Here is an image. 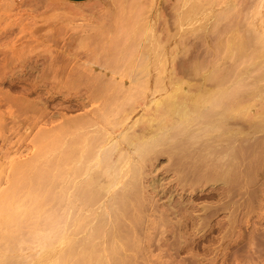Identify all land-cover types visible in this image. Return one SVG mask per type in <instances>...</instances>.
I'll return each mask as SVG.
<instances>
[{"label":"rangeland","instance_id":"rangeland-1","mask_svg":"<svg viewBox=\"0 0 264 264\" xmlns=\"http://www.w3.org/2000/svg\"><path fill=\"white\" fill-rule=\"evenodd\" d=\"M191 2H193V0H0V185H3V187L0 186V206L2 205L0 209L1 215L6 214V216L8 215L11 217L15 214L13 213V211L16 212V209L20 208L19 213L18 210L16 213L21 216L22 218L20 217V219L24 221L29 219L28 216L22 215V212H26V206H29V210L33 206L34 208H36L42 205L43 207H45V210L50 207L48 208L49 211L60 209L57 206L56 208L54 206H50V204L56 205L54 203L57 202H59L58 206L63 204L62 201H64L66 204H69L70 206V204L72 203V199L70 198L69 194H71V191H74V189H76L77 185H75V182L77 181V179L78 182L79 178H82L83 180L85 178L89 179L88 176H90V173L92 174V172L94 171L93 169H96L97 174L95 175V172L92 175H100V179L101 177L103 179V181L102 179H99V182H97V184H94L96 186L95 189L97 190V188H101V186L97 187L98 183L102 184L104 182L103 184H106L105 180L107 182L112 178V176L116 174L114 170L117 166V169H120L119 172H117V174L120 176V183H122L123 185L126 180L125 183L127 186L124 185L123 187L120 183L115 184L112 187L113 190L112 188L109 191H106L104 189L107 195L104 193L105 191L103 189H100L99 192L102 193L98 192V194H96L97 198H99L101 194L103 195L99 198L100 201L98 199L96 200L95 204L99 201V203H101L102 205L97 204L99 206L98 207L94 204L91 207L95 209H97L98 207V209L96 210L98 213H102L103 211V213L99 217L108 219V222H106L107 219L105 221L103 220V218L102 221L100 218V220L102 221L101 224L103 222H105L107 225H110V223L114 224L113 226L110 225L113 229L111 231L107 229H111L109 225L107 226L106 224H102L101 226L103 227V225H105L106 228L104 227L105 230L104 228L100 229V234L103 232V234H106V232L108 231L113 233L109 234L107 232L109 236H115L114 233H120V238H125L126 235H128V237H126L125 239H129V237L133 238L134 240L132 239L131 241L130 239V241H134V243L128 242L130 243L128 245L129 251L127 250L129 254H135L137 252L139 253L140 250L144 249V254H147L144 255L141 251L140 253H142V255H139L140 253H137L138 256L135 255L134 257H132L133 259H135L136 264H140L141 262H145L144 264H153V262L151 261L152 259L154 262L156 260L154 264H264V192L263 194H261L262 192H259V194L252 195L251 191H245L244 188H241L242 186H239L241 185L239 180L241 179V177H238V179L236 178L237 176H234L235 179L231 177V179L229 178L230 182L228 178H224L227 179V182L225 180L226 183L224 182L223 178V180H220L221 178H219L218 180L217 178H214V175H212L213 171L210 170L211 168H207L209 164H207L206 166L204 164L203 167L205 166L210 170L209 173H212L210 174V176H208L209 178H207V180L205 175L209 170L204 172V169L206 170V168H203L202 170L201 167H199L200 165L198 166V164L193 163L195 162V157H197L199 154H196L199 150L196 153H190L192 149L194 151V149L198 146L196 145L197 139L195 136L200 132L204 133L203 130H206L208 127L209 130H211L210 128H212V126L217 122H222L223 124L218 131H220V129L221 131H224L225 129H233L232 127H234L235 129H240V131H243L244 128L246 129V131L251 132L252 128H248L251 127V124L255 122V120L253 119L255 118V107L250 106L256 103L260 104L262 103V101H264V0H202L203 3L201 2V0H197L198 3L200 2V4L207 5V8L208 6H210L208 9L206 8L207 11H204L205 13L210 12L209 14H212V18H209V20L206 21L205 24L207 26L204 24L205 28L202 26V28L200 27L194 32L190 28L187 29L188 26H185V28L182 27L180 21L181 13L187 11V9H190L191 5L189 4H191ZM178 23H180V26L178 25ZM196 24H200V22H196L195 25ZM202 29L204 30L202 31ZM181 30L184 31L182 32ZM198 30L199 33L196 32ZM260 33L263 35L261 36L262 38L259 36L261 35ZM184 34L186 36H184ZM170 35L172 36V38H174L171 41H166L170 37ZM235 36H238L237 38L239 41ZM170 39L171 37L168 40ZM177 39H179L180 41H177ZM175 42L178 43L176 44L179 45V47L175 44ZM239 42L243 43L244 50L243 48L239 49L237 47L239 45ZM230 44L234 45V47H231ZM172 45L174 47H172ZM164 46L166 47V49ZM176 46L179 48V50L176 48ZM154 47L157 48L155 49ZM173 48L176 49L174 53L175 55L173 54ZM145 49L148 51V53ZM169 49H172V52ZM157 51L159 52V55ZM171 53L173 54V56ZM116 55L117 57H115ZM170 55L172 56V61H169L168 64L170 63L169 67H171L170 69H172V77H174V79L176 80H180V82L181 80H183L182 82L185 84L186 91H189L190 93H197V89L199 87L202 88V86L204 85H201L200 83H205L207 81L206 79L212 77L208 79L209 82L207 81L205 83V86L208 88L211 87L212 92L214 91V87L215 90L218 89L216 90L217 95L215 94V96L217 97V100H219L220 98L221 99L218 101V103H215L214 101H217L215 98L213 102L216 104V106H212L213 103L211 102V104L209 103V105L211 106L207 107V104V106L205 105L204 107H200L199 111L197 110L198 113L195 115V121H191L193 125H190L189 128L194 130L192 131V134L194 133L195 136H193L191 134V131H189L186 127L184 128L186 123H179L178 125L171 124L172 128H168L171 129V131L168 130V133H170L171 135L174 134V132H177L179 133V135L175 133L177 137L174 136V134V138H171V136L168 134L171 139H168L169 137L166 135L165 138L162 137L166 141L163 140L164 142L162 143L161 139V142L158 143L157 146H155L154 150L158 149L159 151L161 148V151H159L158 153L160 157L155 161L156 168H154L151 167L154 164L150 165V162L148 160L150 159L148 158V156L151 157L150 160L152 163L153 154H149L153 151L151 150V148H154L153 145L150 144L148 145L149 147L147 146L148 149L151 150L150 153L148 152L149 154L147 155V158L146 156L143 158L141 154L138 155L136 154L137 152L134 151L132 152V154L134 153L135 155L133 154L132 156L131 151L133 148L131 146H133L134 142L136 141L130 143L129 140L127 141V139L121 138L125 139L123 141L118 138L123 136L118 135H120L119 132L123 131L125 128L126 131L129 130L128 132H133L132 130L141 132L140 127L142 128L144 126L143 121L148 117L147 115L151 112L150 110L155 108L154 102L157 97H166V94H163V92L165 91L163 90V87H161V90L159 88L161 85L163 86V83L165 81L164 79H166V77H162L164 81L160 80L161 78L159 77L157 79V73L159 72L160 74L159 69L161 67L164 68L163 66L166 63V58ZM112 56H114L116 59ZM162 57H164V59ZM111 59H113L114 61V64L112 65L109 64V62L112 63ZM146 63L148 64L145 65ZM159 64H162V66H160ZM109 66H111V68ZM146 66L150 72H148V70L144 68ZM112 67H115L114 70L112 69ZM158 67L160 68L158 69ZM110 69H112L113 71ZM119 72L120 74H118ZM95 73L96 75H98L96 76ZM154 76L157 80L163 83L156 81L154 79ZM60 78L62 79V81ZM65 78L68 81H65ZM78 79H80V81ZM102 79H105V81H101ZM77 80L79 83L77 82ZM216 80L218 81V83ZM100 81L102 84L100 83ZM153 82H155L154 84L156 85L159 83L161 84H159V87L158 85H155V87ZM85 85H89L87 86L88 88H86ZM152 85L155 88L158 87V89H153ZM197 85H199V87ZM213 85L216 86L213 87ZM156 91H158L159 93ZM112 98L116 101H114ZM106 99L112 101L109 103L111 105H113L112 103L115 102L114 105L110 106L109 104H107L106 106L108 107H103L105 106V103H107ZM100 106L105 109L99 108ZM98 109H101L102 111L104 110L107 117H104L105 119L99 118V120L102 121L97 120V122H95L97 123L95 124V126L97 127L95 128V126H93L92 131L96 129V131L101 132L102 130L101 134L104 136H107L104 134L106 132L107 134L110 133L108 134L109 136L112 135V137H117V140L115 142L116 145H114V143L112 145L109 143V146L107 143V147L109 146L110 150L113 149V151H110L111 153L113 152L112 154L110 153L112 155V159H110L112 161L116 160L119 163L125 160L122 163V166L124 165V163H127L124 166L127 167V165H130V168H132V166H137V163L138 166L139 164L143 165V168L145 166V169H143L140 165L141 170L139 169V175H141L142 177L139 176V178H137L139 180H136V183L138 181L139 183L135 184L136 186H132V183L130 182L133 180V178L130 177L131 175L129 176V174H121L122 166L120 167L119 164H115V166L112 164V166H114L115 168L110 167L111 169H113L114 174L112 173V175L110 174L112 172L110 168L108 170L106 169V171L108 172L109 170H111L110 173L104 170L106 174L108 173L107 177L106 175L104 176V172H100V167L103 166V164L98 167L99 171L97 170L98 168L96 167V165L93 166L95 168L89 170V172L91 171L90 173H84L85 169L83 168H85V164H83L84 166L81 168L83 170L80 169V171H84L82 173L80 172V174L83 175H81L82 177L77 176L78 174L74 173L72 170V173H70L71 171L68 170L67 175L70 173L74 176L72 177L68 175V177L70 176L74 178H71L72 184H74L72 185L68 181V184H70L72 188L68 185V188L70 190L66 188V190L69 191L62 192L65 189L63 184L64 182H67V180L64 179L66 177L62 176L63 174L64 176H67L65 171H67L66 168H69L64 166L65 171L62 170L63 174L60 173L62 176L58 175L59 177L57 178V181L53 186L54 190L50 188V192L51 194H53L54 192L52 191H55L56 189V193L57 188H59L58 186H63L64 189H62V187L59 188L58 192H61V195L54 193L52 196L49 193V195L52 196L50 197L48 195L50 199L42 194L44 193V191H41L42 188L36 191V194L39 193L41 196L39 194H35V191L33 190L37 189L38 187L36 186V183L34 181H26L25 178H23L21 179V182L19 181V183L17 182V184L13 182L15 164L20 163L23 160L25 161V163H33L27 160H31L30 158H32V155H36V153L38 154L36 156L39 157V154H41L40 148H42V146H40L41 143L47 144V150L45 149L44 152H48L45 154L42 153L44 155H42V157L40 158H42L41 160H43L44 163H52L51 165L48 164L49 167L52 166L50 167L51 175L59 170L58 168L62 166V163L63 165L64 163L66 164L61 155L65 153V150L67 151V149H69V145H67V142L69 140L72 144L77 143L73 145V148H75L74 146L76 145V148H78L77 155L81 153L78 158L80 159V157L82 158L83 156H85L86 150H84L85 153H83V151L79 149L81 148L79 147V144L82 141L83 143L85 142V144L88 145H85L86 148L88 147V149L90 150V148L93 147L95 140L93 139L92 141V138L90 139L89 136L95 134V131L92 132L88 130L90 131L88 132L87 128H85L86 125H84V123L89 119H91L90 121L94 120L92 119V117L95 118L96 115L98 116V113H101V111L96 112L98 111ZM109 110L112 111L109 112ZM218 111L219 115L216 113ZM152 113L153 111L151 112V114ZM85 114L89 116H85ZM73 118H75L76 120H74ZM107 119L108 121H106ZM70 121H72L71 123L78 122L76 123V125L82 123L81 125L84 126L80 127V125L75 128V125H70ZM168 123L170 126L171 122ZM65 125L67 128H63ZM129 126H131L132 129H127ZM71 127H73L74 129ZM133 127L135 128L133 129ZM198 127H203V130ZM63 129H69V132L66 131L69 134L65 133ZM173 129L174 131H172ZM72 130H74L75 132ZM79 131L82 134L79 133ZM84 133L85 135H83ZM79 134L81 136H79ZM186 134H189V136ZM86 135H88L87 137H89L90 139L88 140L87 138V142L85 140ZM203 136H206V134H204ZM74 137L76 139H74ZM81 137H83V140H81ZM186 137L189 138V140L186 139ZM166 138L168 139V141ZM175 139L177 141H175ZM171 140L172 142L170 143ZM194 140L196 143H193L192 145L191 142ZM90 141H92V144L88 143ZM126 142H129L130 144H127ZM167 144H171L173 146L169 147V145L167 146ZM177 145L180 147V149L177 147ZM81 146L83 148V145ZM129 147L131 149H129ZM186 147L188 148V151L186 150ZM169 148L172 151H170ZM120 149L125 150L127 155L129 154V156H127V158L125 157L123 161V156L121 155V153V161L118 160V153ZM148 149L146 150L148 151ZM94 150L95 152L96 150L99 152L101 149L98 150L97 148H95L92 151ZM164 150L166 151V153ZM181 150L183 152L185 150L184 153L180 152L181 154L183 153V155L185 154L184 156H194V161L191 162L190 158H185L183 157V155L181 156V154H178V151ZM115 151L117 152L118 156L115 154ZM205 151L206 150H204L203 152L205 153ZM160 152H162L163 154ZM186 152L188 153L186 154ZM88 153L89 152H87V154ZM143 153L147 154V152L144 151L142 152V154ZM152 153H154V155L157 154L154 151ZM171 154L172 156H169ZM113 155L116 156H114L113 158ZM140 156L142 157V159ZM180 156L186 159L185 161L183 160L185 162V165L183 164V161H181L182 167L181 165L179 167H176L179 160L183 159L181 158L177 160V158H179ZM36 158L32 160L34 161L36 160ZM60 158H62V160H59ZM84 158H86L84 160L85 162L89 157H83V159ZM44 159L46 161H44ZM187 159H189L190 161ZM47 160H51V162H48ZM116 161H114V163ZM14 162L16 163L14 164ZM186 162H189V164H187L189 166L186 165ZM74 163L72 162L73 165ZM79 164L80 163H78V165ZM68 165L72 166L70 164ZM147 167L150 169H148ZM166 167H168V169ZM180 167L182 170L180 169L178 172L177 169ZM102 168L104 169L105 166ZM103 169H101V171H103ZM143 170H147L148 174H146L147 172L145 171L142 172ZM201 170L206 174L204 175ZM87 173L89 175H87ZM142 173L147 176L143 175ZM10 174L12 175L9 176ZM56 174L58 173L56 172ZM153 174L155 175V177ZM116 176L117 175H115V179ZM143 176L144 178L147 177L148 179H144ZM153 177L157 178L159 183L155 181V185L152 186V183H154L152 182ZM113 179L114 178H112V180ZM149 179L151 181H149ZM200 179H202V181ZM251 179L253 180L254 178L251 177ZM5 180H8V183L6 182L7 184L4 182ZM83 180L80 179V185H83L82 183L85 182ZM187 182L189 183V185ZM12 183H14L15 185ZM228 183H231V187H234V189L230 188V185H228ZM7 185L8 190L6 189ZM145 185L148 187H145ZM226 186L229 188V190L232 189L233 193L235 194L232 195V191L226 190L228 189ZM10 187L11 189H9ZM30 187H32L33 189ZM162 187H164V189ZM19 188L21 190H19L18 192ZM219 188L221 189L219 190ZM120 190L123 191L120 192ZM125 190L127 191L126 194ZM223 190L231 192L229 193L230 197L229 194L226 191L224 192ZM110 191H113L114 193H110ZM28 192L31 194H29ZM32 192L34 194H32ZM118 192H120L122 196H120ZM239 192H241V194ZM18 193H20L21 195ZM63 193L65 194L62 197ZM128 193L130 194L128 195ZM7 194L11 196V198H9ZM25 194H27L28 196L30 195L29 199L25 198L27 196ZM112 194H114V196H112ZM124 194L128 196V199H124L127 202H124L123 200L122 205L120 202L122 201ZM15 195H19L18 199L21 198L20 200H23L24 202H26V200H34L33 198H31V195L42 198L39 199L40 202H37V197L32 196L36 199V202L33 203L34 201H32L30 205L27 204L29 202H27L26 205L24 203V206L26 208L23 206V208H25V210L23 211V208L20 205L22 201L15 198ZM104 195L106 197L102 198ZM58 196H60L59 200ZM126 196L124 198H127ZM4 197H6V199H3ZM53 197L55 199H53ZM61 197L63 200H61ZM108 197H111L109 201ZM220 197L222 198V200ZM7 198L9 200V203H6ZM101 198L104 200L103 203ZM230 198H232L233 200ZM16 199L20 201V204L15 201ZM53 200L56 201L54 202ZM65 200H67L68 202ZM118 200L121 201L117 203ZM130 200L133 201L131 202ZM13 201L14 203L16 202V206H19L18 208L13 205ZM44 201L46 202V205L43 204ZM60 201L62 204L60 203ZM242 202L245 204V206L244 204L242 205ZM10 203H12L11 205L13 206H10ZM119 203L121 206H119ZM239 203L241 204V206L239 205ZM78 204L79 203H77L76 207H74L73 209L75 213H77L76 210H79V208L80 210H83L82 207H79L82 206V204ZM220 204H222L223 208ZM231 204L232 206L230 207L229 205ZM6 205L13 207V210H9L10 207H7ZM237 205L238 208L241 207L239 208L240 210L237 209ZM64 206L66 207L68 205L64 204ZM124 206L126 207L124 208ZM225 206L227 209L225 208V210H220V208L224 209ZM3 207L7 213L4 211ZM6 207L8 209H6ZM51 207H54L55 209H52ZM62 207L63 205L61 206V208ZM86 208L87 211L89 210L88 212L81 211L84 218L87 216L86 212L88 213V215H90V212H94L95 210L93 208L92 210L88 209V207ZM86 208L84 210H86ZM65 209L67 208L58 210V214H61L62 212L64 213ZM228 209L229 211L230 209H237L235 211L236 215L234 212V214L231 213V215L230 212L232 211L229 212ZM2 210L4 213L1 212ZM126 211L128 213H126ZM67 212H72L73 215L72 210H68ZM111 212H113L114 215L115 212H118V214L116 213L117 216H114L111 214ZM129 212L131 214H129ZM55 213L53 214L58 217V214ZM70 213H68V215H70ZM83 213H85L84 215L86 216H84ZM191 213L193 215V218H191ZM205 213H208L207 216L210 215L208 218L205 217V219H208L209 222L207 220H203V222H201L200 219H198L200 215L201 217L202 215H206ZM93 214L95 217L99 215L95 213ZM61 215H65V213ZM61 215L60 218H62ZM72 215L69 216L66 221L69 220V218L73 219ZM92 215L90 216L93 220V218L95 217H93ZM229 215L231 216L227 218ZM24 216L26 217V219H24ZM76 216L77 215L74 214V217ZM90 216L88 217L90 218ZM188 216L190 217V219L188 218ZM123 217L125 218L123 219ZM60 218L59 221L63 222L65 221L66 217L64 216V220ZM2 219L3 217L0 216V222H2ZM180 219L182 221L184 219L185 222H182ZM117 220L120 222V225L125 223V225H122L124 227H121V231H116V227H118V230H120V226H118L119 224L117 223ZM197 221L199 223L201 222L203 226L201 225V223L199 225ZM69 222H65V227L63 228L62 233H60L62 234L61 236H63L64 233L66 234V231H68L66 229L68 227L67 223L69 224ZM115 222L118 225H116ZM178 222L181 223V225ZM127 223L129 226L134 223L132 226H130V230H128L129 226L127 225ZM205 223H209V225ZM188 225L189 227H187ZM177 229L180 230L178 231V233ZM184 229L187 231H185ZM128 231H131V233L129 234ZM179 232L181 234H186H182V236H180ZM69 234L70 235L68 236L72 235L70 232ZM81 234L83 233L81 232ZM121 234L124 236H122ZM175 234H177L178 237L177 235L174 236ZM224 235L226 236V238ZM29 236L28 238L32 237ZM189 237L193 238L194 240ZM166 239H170V243H168L169 241H167ZM133 244V248L135 249L131 247L133 246ZM124 245L125 246H123V244L121 243L120 247L127 248V244ZM170 245L173 247H170ZM223 246H225L224 249ZM130 247L131 249H133V251H131ZM126 248L123 250H126ZM136 249L140 250L138 251ZM27 250L24 251L28 254H32L35 251L28 250L30 251L28 252ZM21 251L20 254L24 252L23 250ZM221 253L223 256L221 255ZM140 256H143L142 258H140L141 260L138 258ZM136 257L138 258V260ZM28 259L30 258H25V261Z\"/></svg>","mask_w":264,"mask_h":264},{"label":"bare ground","instance_id":"bare-ground-1","mask_svg":"<svg viewBox=\"0 0 264 264\" xmlns=\"http://www.w3.org/2000/svg\"><path fill=\"white\" fill-rule=\"evenodd\" d=\"M199 1V0H198ZM210 1V0H209ZM212 1V0H211ZM201 2H202V0H201ZM204 2V1H203ZM202 2V3H203ZM205 4H206V2H205ZM214 4V3H213ZM189 5H191V7H190V9H187V11H185V12H183V13H181V15H180V21H181V26L182 27H184L185 28V26H188V28L187 29H191L193 32L196 30V29H199L200 27L202 28V26L204 27V24L206 23V21L207 20H209V18H212V14H209L208 12L207 13H205V11L204 10H206V6L207 5H204V4H200V2L198 3L197 2V0H193V2H191V4H189ZM179 6V5H178ZM185 7H189V6H185ZM210 6H208V8H209ZM182 8V7H181ZM207 8V9H208ZM180 9V8H179ZM178 9V10H179ZM183 9H185V8H183ZM210 10V9H209ZM207 11V10H206ZM219 14V13H218ZM218 14H216V15H218ZM221 14V13H220ZM179 16V15H178ZM218 17V16H217ZM216 17V18H217ZM220 17V16H219ZM214 19V18H213ZM196 22H200V24H196L195 25V23ZM213 22V21H212ZM180 23H178V25H179ZM211 24H213V23H211ZM206 25V24H205ZM180 26V25H179ZM207 26V25H206ZM174 28V27H173ZM205 28V27H204ZM177 29V28H176ZM140 30V29H139ZM138 30V31H139ZM190 30V31H191ZM204 29H202V31H203ZM144 31H145V29H144ZM169 31H172V30H169ZM168 31V32H169ZM182 31V30H181ZM184 31V30H183ZM182 31V32H183ZM191 31V32H192ZM196 32H198L199 33V30L198 31H196ZM255 32H257V31H255ZM171 33V32H170ZM190 33V32H189ZM259 33V32H258ZM150 34V33H149ZM167 34V33H166ZM255 34V33H254ZM261 34V33H260ZM169 35V34H168ZM195 35V34H194ZM148 36V35H147ZM151 36V35H150ZM167 36V35H166ZM175 36V35H174ZM184 36H186L185 34H184ZM257 36V35H256ZM260 37L261 36H263L262 34L261 35H259ZM171 37V39L170 40H168L169 38ZM170 37L167 39V37H166V41H171L173 38H172V36L170 35ZM183 37V36H182ZM203 37V36H202ZM206 37V36H205ZM236 38L238 37V36H235ZM234 38V37H233ZM254 38H255V36H254ZM262 38V37H261ZM264 38V37H263ZM182 39V38H181ZM235 39V38H234ZM146 40V39H145ZM163 40V39H162ZM179 39H177V41H178ZM204 40V39H203ZM229 40H231V39H229ZM236 40V39H235ZM234 40V41H235ZM237 40H238V38H237ZM243 40V39H242ZM148 41H149V38H148ZM180 41V40H179ZM239 41V40H238ZM237 41V42H238ZM244 41V40H243ZM242 41V42H243ZM174 42V41H173ZM172 42V43H173ZM233 42V41H232ZM232 42H230V43H232ZM241 42V43H242ZM177 42H175V44H176ZM234 43V42H233ZM240 42L238 43L239 45L237 46L239 49H242L243 48V43L241 44ZM147 44V43H146ZM178 44V43H177ZM176 44V45H177ZM155 45V44H154ZM153 45V46H154ZM231 45V44H230ZM149 46V45H148ZM163 46V45H162ZM170 46V45H169ZM178 47H179V45H177ZM176 46V48L179 50V48ZM158 47V46H157ZM157 47H154L155 49L157 48ZM165 47V46H164ZM172 47H174L173 45H172ZM231 47H234V45H231ZM115 48H116V45H115ZM169 48V47H168ZM147 49V48H146ZM145 49V50H146ZM152 49H153V47H152ZM159 49V48H158ZM165 49H166V47H165ZM148 50V49H147ZM146 50V51H147ZM170 50V49H169ZM172 50V49H171ZM170 50V51H171ZM232 50H233V48H232ZM243 50H244V48H243ZM242 50V51H243ZM144 51V50H143ZM145 51V52H146ZM159 51V50H158ZM157 51V52H158ZM164 51V50H163ZM175 51H176V49H174L173 48V54L175 53ZM145 52H144V54H145ZM162 52V51H161ZM172 52V51H171ZM147 53H148V51H147ZM165 53V52H164ZM167 53H168V51H167ZM170 53V52H169ZM112 54H114V53H112ZM116 54V53H115ZM172 54V53H171ZM173 54H172V56H173ZM158 55H159V52H158ZM168 55V54H167ZM175 55V54H174ZM164 56V55H163ZM172 56L170 55L169 57H167L166 58V63H165V65L163 66L164 68H160V67H158V69L160 70V74H159V72L157 73V79H158V77L159 78H161L160 80H162V81H164V83L163 82H161V81H159V80H157L156 78H155V76H154V79L156 80V81H159V82H161V83H163V86L161 85H159V84H161V83H159V84H157L158 85V87L160 88V90H161V87H163V90H165L164 92H163V94L165 93L166 94V97H164L163 98V96H162V98L161 97H157V99L155 100V108L154 109H152V110H150L151 112L153 111V113L151 114V112L146 116L147 118L143 121V123H144V126L141 128L140 127V130H141V132H136V130H132L133 132H128L129 130H123V131H121V132H119V134L120 135H118V136H123V137H118V138H125V139H127V141L129 140V142L130 143H133L134 141H136V142H134V144H133V146H131L133 149H132V151H131V155L133 156V154H132V152L134 151V152H137L136 154H141L142 155V157L144 158L145 156H146V158H147V155L150 153V151L151 150H153L155 153H157V154H155L154 155V153H150L149 155H152V163H151V157H149L148 156V158H150V159H148L149 160V162H150V165H152V164H154L153 166H151V167H154V168H156V163H155V161L156 160H158L159 159V157H160V155L158 154L159 153V151H161V148H160V150L158 151V149L157 150H154L155 149V146H157L158 145V143H160L161 142V139H162V143L164 142L163 140H165L164 138L166 137V135L168 136V134L170 135V133H168V130L169 131H171V129H168V128H172L171 127V124L172 125H178L179 123H186V125L184 126V128L186 127L189 131H191V134H192V131H194V130H192V129H189L190 128V125L192 126L193 124H192V122L191 121H195V115L198 113L197 112V110L199 111V108L200 107H204L205 105L207 106V104H208V106L207 107H209V106H211V105H209V103L211 104V102L213 103L212 104V106H216V104L215 103H218V101L221 99L220 97V99L219 100H217V97L215 96V94H216V90H218V89H216L215 90V87L214 86H216V85H213V87H214V91H215V93H214V91L212 92V88L211 87H209L210 88V90H209V88L208 87H206L205 85V83L208 81L209 82V80L208 79H210V78H212V77H209L208 79H206L207 81L205 82V83H200L201 85H203L202 86V88L201 87H199V85H197L198 87V89H197V93H190L189 91H186V89H185V84L182 82L183 80H181V82H180V80H176V79H174V77H172L173 75H172V69H170L171 67H169V64H168V62L169 61H172L171 60V58H172ZM112 57H114V56H112ZM115 57H117V55L115 56ZM114 57V58H115ZM113 58V59H114ZM163 59H164V57H162ZM113 59H111L112 61V63H110L109 62V64H114V61H113ZM116 59V58H115ZM156 59V58H155ZM161 60V59H160ZM156 61V60H155ZM160 63V62H159ZM108 64V65H109ZM148 63H146L145 65H147ZM163 64V63H162ZM162 64L160 65V66H162ZM107 65V66H108ZM116 66V65H115ZM144 66V65H143ZM110 68H111V66H109ZM118 67V66H117ZM152 67H153V65H152ZM156 67H157V65H156ZM115 68V67H114ZM114 68L112 67V69L114 70ZM145 69H147L148 70V68H147V66L146 67H144ZM109 69V68H108ZM112 69H110V70H112ZM162 69H163V71H162ZM112 70V71H113ZM158 70V71H159ZM117 71V70H116ZM161 71H162V73H164V74H162L161 73ZM145 72H146V70H145ZM148 72H150L149 70H148ZM156 72H157V69H156ZM97 73V72H96ZM96 73H95V75H96ZM115 73V72H114ZM155 73V72H154ZM82 74V73H81ZM112 74V73H111ZM118 74H120V72L118 73ZM148 74V73H147ZM150 74V73H149ZM152 74H153V72H152ZM162 74V75H161ZM94 75V74H93ZM98 75V74H97ZM96 75V76H97ZM99 75H100V73H99ZM155 75V74H154ZM160 75V76H159ZM164 75V76H163ZM115 76V75H114ZM148 76V75H147ZM150 76V75H149ZM84 77H85V75H84ZM101 77V76H100ZM99 77V78H100ZM162 77L164 78V77H166V79H162ZM81 78V77H80ZM87 78H88V76H87ZM93 78V77H92ZM109 78V77H108ZM112 78V77H111ZM221 78V77H220ZM61 79V78H60ZM91 79V78H90ZM96 79H97V77H96ZM106 79V78H105ZM105 79H102L101 81H105ZM149 79H150V77H149ZM148 79V80H149ZM174 79V80H173ZM182 79V78H181ZM79 81H80V79H78ZM78 80H77V82H78ZM95 80V79H94ZM211 80H213V79H211ZM218 80V79H217ZM216 80V81H217ZM223 80V79H222ZM60 81V80H59ZM61 81H62V79H61ZM65 81H68V80H66V78H65ZM87 81V80H86ZM90 81V80H89ZM96 81V80H95ZM101 81H100V83H101ZM114 81V80H113ZM219 81H221V80H219ZM94 82V81H93ZM97 82V81H96ZM111 82V81H110ZM79 83V82H78ZM95 83V82H94ZM105 83V82H104ZM109 83V82H108ZM112 83V82H111ZM155 82H153V84H154ZM158 83V82H157ZM217 83H218V81H217ZM90 84V83H89ZM102 84V83H101ZM100 84V85H101ZM210 84V83H209ZM58 85V84H57ZM156 84H154V86H155ZM156 85V86H157ZM200 85V86H201ZM212 85V84H211ZM86 86V85H85ZM87 86H89V85H87ZM86 86V88H88ZM155 86V87H156ZM206 87V89H205V87ZM95 87V86H94ZM111 87H113V86H111ZM152 87H153V85H152ZM155 87H153V89H158V87L157 88H155ZM93 88V87H92ZM218 88V87H217ZM90 90V89H89ZM98 90V89H97ZM96 90V91H97ZM107 90V89H106ZM160 90H159V92H160ZM199 90H201V91H199ZM91 91V90H90ZM110 91V90H109ZM115 91V90H114ZM199 91V92H198ZM225 91V90H224ZM223 91V92H224ZM156 92H158V91H156ZM158 92V93H159ZM223 92H221V93H223ZM226 92V91H225ZM103 94V93H102ZM101 94V95H102ZM115 94V93H114ZM113 94V95H114ZM218 94H219V92H218ZM100 95V94H99ZM108 95V94H107ZM217 95V94H216ZM222 95V94H221ZM94 96V95H93ZM111 96V95H110ZM116 96V95H115ZM159 96V95H158ZM223 97V96H222ZM215 98H216V100L217 101H214L215 100ZM101 99V98H100ZM105 99V98H104ZM113 99V98H112ZM107 100V99H106ZM105 100V101H106ZM114 101H116L115 99H113ZM113 101V102H114ZM215 103H214V102ZM101 102H102V100H101ZM110 102H112L111 100L109 101V100H107V103H105V106H103V107H108V106H106L107 104H109ZM115 103V102H114ZM114 103H112L113 105H114ZM117 103V102H116ZM103 104V103H102ZM110 106H113V105H111V104H109ZM103 107H99V108H103ZM116 107V106H115ZM115 107H113V108H115ZM250 107H255V118H253L254 120H255V122L254 123H252L251 125V127H249L248 129H251V132H248V131H246V129H244L243 128V131H240V129H235L234 127H232L233 129H225L224 131H221V129H220V131H218L219 130V128H221L222 127V122L220 123V122H217V123H215L213 126H212V128H210L211 130H209V127L206 129V130H203V127H198V128H200V129H202L203 131H204V133L203 132H200L199 130V132L201 133H198L196 136L194 135V133L192 134L193 136H195L196 137V139H197V143L195 142V140L194 141H192L191 143H192V145H193V143H196V145H198L195 149H194V151H193V149L190 151V153H192V152H197L198 150V152L196 153V154H198V156L197 157H195V162H193L194 161V156H184L183 155V153L185 152V150H184V152L181 150V151H178L179 153L178 154H181L180 152H183L182 154H181V156L183 155V157H185V158H190V160H191V162H193V163H196V164H198V166L199 167H201V169L203 170V168H206L205 166L207 165V164H209V166H207V168H211L210 170H212L211 172L213 173H209L210 172V170L209 169H207L206 168V170L204 169V172L205 171H207V170H209V171H207L206 173H204L202 170V172L204 173V175L206 176V179L207 178H209L208 176H210V174H212V175H214V178H217L218 180H219V178H221L220 180H223L224 178H228V180H229V182H230V179H231V177L233 178V179H235V177L234 176H237L236 178L238 179V177L240 178L241 177V179H239L240 180V184L241 185H239V186H242L241 188H244L245 189V191H247V192H252L251 194L253 195H256V194H259V192H262L261 194H263V192H264V101H262V103H260V104H258V103H256V104H253V105H251ZM105 108H103V109H105ZM111 108V107H110ZM206 108V107H205ZM101 109H98V111H96V112H99V111H101V113H98V116L96 115L95 116V114H94V116H95V118H93L92 117V119H94V120H96V121H94V120H92V121H90L91 119H89L87 122H85L84 123V125H86V127L85 128H87V131L88 130H90V131H92V127L93 126H95V124H97V123H95V122H97V120H99V118H102V119H105L104 117H107V115H105V111L103 110H101ZM113 110V109H112ZM112 110H109V112L110 111H112ZM93 112H95V111H93ZM92 112V113H93ZM217 114L219 113V111L218 112H216ZM222 113V112H221ZM97 114V113H96ZM219 115V114H218ZM84 116V115H83ZM85 116H89V115H87V114H85ZM93 116V115H92ZM81 117V116H80ZM80 117H79V119H80ZM218 117V116H217ZM227 117H228V115H227ZM98 118V119H97ZM222 118V117H221ZM74 120H76L75 118H73ZM82 119V118H81ZM85 119H86V117H85ZM87 119H88V117H87ZM220 119V118H219ZM73 120V121H74ZM84 120V119H83ZM221 120V119H220ZM78 121V120H77ZM99 121H102V120H99ZM105 121V120H104ZM103 121V122H104ZM106 121H108V119L106 120ZM105 121V122H106ZM218 121V120H217ZM72 121H70V125L71 124H73V125H75L74 127L76 128L77 126H80L82 123H81V121H80V123L81 124H77L76 125V123H78V122H76V123H71ZM104 122V123H105ZM168 122H171L170 123V126H169V123ZM69 123V122H68ZM142 123V124H143ZM100 124H101V122H100ZM141 124V125H142ZM67 125V124H66ZM66 125L63 127V128H67L66 127ZM72 125V126H73ZM84 125H81L80 127H83ZM139 125H140V122H139ZM67 126H69V125H67ZM99 126V125H98ZM70 127V126H69ZM97 126H95V128H96ZM101 127H103V126H101ZM177 127V126H176ZM71 128H73V127H71ZM135 127H133V129H134ZM138 128V127H137ZM230 128V127H229ZM237 128H239V127H237ZM70 129V128H69ZM68 129V130H69ZM74 129V128H73ZM127 129H132L131 128V126H129ZM186 129V130H187ZM242 129V128H241ZM68 130H65V129H63V131H65V133H68L69 131ZM84 130H86V129H84ZM83 130V131H84ZM139 130V129H138ZM139 130V131H140ZM66 131H68V132H66ZM72 131H74V130H72ZM71 131V132H72ZM82 131V132H83ZM86 131V132H87ZM90 131H88V132H90ZM95 131V134H92L91 136H89L90 137V139L92 138V141H93V139L95 140L94 142V145H93V147L92 148H90V150L88 149V147L86 148V146H88V145H86L85 144V142L83 143V141L79 144L80 146L79 147H81V148H79L81 151H83V153H85V151L84 150H86V153H85V156H83V157H89L85 162H84V160L86 159V158H84L83 159V157L81 158L80 157V159L78 158L79 157V155L81 154H79V155H77L78 154V148H76V145L74 146L75 148H73V145L74 144H77V143H74V144H72V143H70V140L67 142V145H69L68 147H69V149H67V151L65 150V153H63V155H61L62 157H63V159H64V161L66 162V164L64 163V165H63V163L61 164L62 166V168L60 167V168H58L59 170H57V168H56V172L58 173V174H56V172L54 173V174H50V167H52V166H50L49 167V165H51L52 163H44L43 162V160H41L42 158H40V157H42V155H44L45 153H47L48 151H45L44 152V150L46 149L47 150V148H46V146H47V144H45V143H41V145L40 146H42V148H38L40 151H41V154H39V157L38 156H36V155H38L36 152L38 151H36L35 153H36V155L34 154V155H32V158H30L31 160L32 159H34V158H36V160H27V161H29V162H33V163H25V161L23 162H20V163H17V164H15L16 162H14V164H15V169H14V174H13V177H14V183L15 184H17V182L19 183V181L21 182V179H23V178H25V180L27 181V180H30V181H34L35 183H36V186L38 187L37 189H34L33 191H35V194H36V191H38V189L40 190L41 188H42V192L44 191V193H42V192H40V193H42L43 195H45L47 198H49L48 197V195H49V193H50V195H52L53 196V194L55 193V191H56V189H55V191H52V192H54L53 194H51V190H50V188H52L53 189V186L55 185V183H56V181H57V178L61 175L60 173H62V170L63 171H65L64 170V168L65 167H69V168H66V170L67 171H65V173H66V175H67V172H68V170L69 171H73L74 173H77L78 175L77 176H79V177H82L83 175L82 174H80V172L82 173V172H84V171H80V169L84 166L83 164H85V168H83V169H85V172L84 173H86V172H88V173H90L89 172V170H91V169H93V168H95V167H93V166H95L96 165V167L98 168V167H100V165H102L103 164V166H101L100 168L101 169H103L102 167H104L105 166V168L103 169V171H101V169H100V172H104L103 174H104V176L106 175V177L108 176L107 174L108 173H110L111 172V170H112V172L110 173L111 175H112V173H113V169H111V168H115L114 166H115V164H119V166L121 167L122 166V163L125 161H123V159H125V157L127 158V156H129V154L127 155L126 154V152H125V150H123V149H120L119 150V156H118V154H117V152L115 151V154L119 157V161H121L120 160V158L122 157V161L123 162H121V163H119L118 161H116V160H111L112 158V153L110 152L111 150L113 151V149H111L110 150V148H109V143L112 145L113 143H114V145H116L115 144V142H116V140H117V137H112V135H108V134H110V133H104L105 135H107V136H104V135H102L101 133H102V130H101V132L100 131H96V129L95 130H93L92 132H94ZM103 131H105V130H103ZM131 131V130H130ZM172 131H174V129L172 130ZM70 132V133H71ZM75 132V131H74ZM77 132V131H76ZM108 132V131H107ZM185 132V131H184ZM196 132H197V130H196ZM206 132V133H205ZM79 133H81L80 131H79ZM171 133H173V132H171ZM177 134V135H179V133H177V132H174V134ZM188 133H190V132H188ZM213 135H212V134ZM69 134V133H68ZM72 134V133H71ZM75 134V133H74ZM82 134V133H81ZM174 134H171L170 136H171V138L173 137L174 138V136H176V134L174 135ZM204 134H206V136H203ZM83 135H85V133L83 134ZM89 135V134H88ZM88 135H86V142L88 141V140H90L89 139V137H87ZM164 135V136H163ZM174 135V136H173ZM186 135H188L189 136V134H186ZM79 136H81L80 134H79ZM78 137V136H77ZM84 137V136H83ZM83 137H81V140H83ZM162 137H164V138H162ZM169 137V136H168ZM167 137V138H168ZM177 137V136H176ZM79 138V137H78ZM87 138H88V140H87ZM166 138V139H167ZM170 137L168 138V139H171ZM181 138V137H180ZM74 139H76L75 137H74ZM125 139H121V140H125ZM168 139H167V141H168ZM183 139V138H182ZM186 139H188L189 140V138H187L186 137ZM195 139V138H194ZM193 140V139H192ZM75 141V140H74ZM92 141H90V142H88L89 144H92ZM119 141V140H118ZM118 141H117V143H118ZM166 141V140H165ZM174 141V140H173ZM175 141H177L176 139H175ZM174 141V142H175ZM185 141V140H184ZM190 141H191V139H190ZM189 141V142H190ZM44 142V141H43ZM127 143V144H130V143ZM172 142V140L170 141V143ZM173 142V143H174ZM186 142V141H185ZM79 143V142H78ZM107 143H108V147H107ZM135 143H137V144H135ZM165 143H168V142H165ZM184 143V142H183ZM188 143V142H187ZM71 144V145H70ZM126 144V145H127ZM153 145V147L154 148H151V150H149L148 149V145ZM180 144H182V143H180ZM179 144V145H180ZM185 144V143H184ZM81 145H83V148H82V146ZM86 145V146H85ZM132 145V144H131ZM160 145V144H159ZM169 144H167V146H168ZM188 145V144H187ZM84 146H85V148H84ZM129 146V145H128ZM127 146V147H128ZM148 146V147H147ZM170 146H173V145H169V147ZM182 146V145H181ZM186 146V145H185ZM177 147L180 149V147L177 145ZM95 148H97L98 150H100L99 152L96 150V152H95V150L94 151H92L93 149H95ZM117 148H118V146H117ZM120 148V147H119ZM158 148V147H157ZM164 148V147H163ZM176 148V147H175ZM187 148V147H186ZM188 148H189V146H188ZM188 148L186 149L187 151H188ZM194 148V147H193ZM83 149V150H82ZM128 149V148H127ZM129 149H131L130 147H129ZM128 149V150H129ZM146 149H148V151L146 150ZM170 149V148H169ZM171 149H172V147H171ZM170 149V151H172ZM183 149V148H182ZM79 150V151H80ZM128 150H126V151H128ZM204 150H206L205 151V153L203 152ZM92 151V152H91ZM121 151V152H120ZM123 151H124V153H123ZM147 152V154H145V153H143V154H145V155H143L142 154V152ZM156 151H158V152H156ZM165 151V150H164ZM170 151H168V152H170ZM87 152H89L88 154H87ZM149 152V153H148ZM163 152V151H162ZM162 152H160V153H162ZM42 153H44V154H42ZM82 153V154H83ZM111 153V154H110ZM120 153H121V157H120ZM164 153V152H163ZM162 153V154H163ZM165 153H166V151H165ZM172 153V152H171ZM174 153V152H173ZM188 152H186V154H187ZM175 154V153H174ZM86 155H89V156H86ZM116 155H113V158H114V156H116ZM126 155V156H125ZM135 155V154H134ZM168 155V154H167ZM192 155V154H191ZM137 156V155H136ZM169 156H172V154L171 155H169ZM168 156V157H169ZM174 156V155H173ZM179 157V158H177V160L178 159H181V158H183V157ZM34 157V158H33ZM45 157V156H44ZM43 157V158H44ZM49 157V156H48ZM117 157V158H118ZM141 157V156H140ZM142 157H141V159H142ZM46 158V157H45ZM111 158V159H110ZM130 158V157H129ZM128 158V159H129ZM135 158V157H134ZM145 158V159H146ZM191 158H193V159H191ZM83 159V160H82ZM137 159V158H136ZM173 159V158H172ZM49 160V159H48ZM47 160V161H48ZM59 160H62V158H60ZM111 160V161H110ZM127 160V159H126ZM138 160H140V159H138ZM175 160V159H174ZM174 160H173V162H174ZM185 161L186 159H182V160H179V162L177 163V166L176 167H179L180 165H181V161ZM187 160H189V159H187ZM189 160V161H190ZM44 161H46L45 159H44ZM114 161H116L115 163H114ZM131 161V160H130ZM133 161H134V159H133ZM141 161V160H140ZM183 161V164L185 163ZM48 162H51V160L50 161H48ZM71 162V163H70ZM72 162L74 163V165L72 164ZM91 162V163H90ZM92 162H94V163H92ZM111 162H113V163H111ZM137 162H139V161H137ZM141 162H143V161H141ZM140 162V163H141ZM169 162H171V161H169ZM207 162V163H206ZM54 163V162H53ZM78 163H80L79 165H78ZM133 163V162H132ZM147 163V162H146ZM193 163H191V164H193ZM49 164V165H48ZM68 164H70V165H72V166H69ZM112 164L114 165V166H112ZM125 164H127V163H124V165ZM135 164V163H134ZM144 164V163H143ZM149 164V163H148ZM187 164H189V162H186V165ZM205 164V166L203 167V165ZM60 165V164H59ZM122 166L121 167V174H129V176L130 177H132L133 178V180L132 181H130V179H132V178H130V177H128V178H130L129 179V181L132 183V186H136L135 184H137V183H139V181L136 183V180H139V179H137V178H139V176H141V175H139L140 173H139V169H140V165L141 164H139V166H138V163H137V166H132V168H130L129 166L130 165H127V167H129V168H127L126 166ZM185 165V164H184ZM65 166V167H64ZM142 167L141 168H143V165H141ZM173 166V165H172ZM187 166H189V165H187ZM186 166V167H187ZM193 166V165H192ZM191 166V167H192ZM55 167V166H54ZM53 167V168H54ZM72 167V168H71ZM92 167V168H91ZM111 167V168H110ZM148 167H149V165H148ZM147 167V168H148ZM181 167H182V165H181ZM181 167L180 168H176L177 170H178V172H179V170L181 169ZM194 167V166H193ZM197 167V166H196ZM10 168H11V165H10ZM14 168V167H13ZM111 169V170H109V172L108 171H106V169L108 170V169ZM119 168V167H118ZM153 168V169H154ZM167 169H168V167H166ZM188 168V167H187ZM186 168V169H187ZM52 169V168H51ZM83 169H81V170H83ZM116 169H117V166H116ZM116 169L114 170L115 172H116V174L115 175H117L116 176V179H115V175L114 176H112V178H114L113 180H112V178L110 179V180H108L107 182H106V180H105V183L106 184H99L98 183V185H97V187L99 186H101V188H97V190L95 189L96 188V186L94 185L95 183L97 184V182H99V179H100V175L98 176H95L96 174H97V172H96V169H93L94 171L92 172V174H94L95 172V175H92L91 173H90V176H88L89 177V179H86L85 177V179L83 180L82 178H79V182H78V179H77V181L75 182L76 184L75 185H77V187H76V189H74V191H71V194H69L70 195V198L72 199V203L70 204V206H69V204H66L64 201H62L63 202V204L61 203V201H60V203L63 205V207L64 208H69L68 210L69 211H73V215H72V212L70 213V212H67L68 210L67 209H65L64 210V213H65V215H61V214H64L63 212L60 214H58V210H60V209H64L63 207L61 208V206L62 205H60V206H58V204H59V202H57V203H54V204H56V205H51L50 204V206H54L55 208H56V206L57 207H59L60 209H58V210H56L54 207H51L52 209L54 208L55 210L53 211V210H51V211H49L48 210V208H50V207H48L46 210L44 209L45 207H43L42 205L41 206H38V207H36V208H34V206L33 207H31L29 210H28V207L29 206H26L27 207V209H26V212H22L21 214L22 215H26V216H28V218L29 219H27V220H22V219H20V217L21 216H19L16 212H17V210H18V213H19V209H16V212L15 211H13V213H15L14 215H12L11 217L10 216H6V214H3L4 212H3V210L1 211V212H3L2 214L3 215H1V213H0V216L1 217H3V219H2V222H0L1 224H0V264H23V262H24V264H136V261H135V259H133L132 257H134L135 255L136 256H138L137 255V253H132L133 254V256H132V254L130 253H128L127 252V250L129 251V247H128V245L130 244V243H128V242H131L132 241V239L133 238H130L129 237V239L127 238V239H125L126 237H128V235H126V237L125 238H123V237H121L120 238V236H119V234L120 233H114V235L115 236H109V234L111 233V232H106V234H103V233H99V232H101L100 231V229H103L104 227L106 228V226L105 225H103V227L101 226L102 224H106L105 222H103L102 224H101V222L103 221V220H105L106 221V219L107 218H104V217H99V216H101V214L103 213V211H102V213L100 212V213H98L96 210L98 209V205L97 204H100V205H102L101 203H99V198L103 195V194H101V196L99 197V198H97V195L96 194H98V192L100 191V189L102 190H106V191H109L112 187H113V185H115V184H118V183H120V179H119V175L117 174V172H119V170L117 169V171H116ZM143 169H145V166H144V168ZM148 169H150V168H148ZM171 169V168H170ZM185 169V168H184ZM12 170V169H11ZM98 171H99V168L97 169ZM108 172L107 174H106V172ZM141 170V169H140ZM172 170V169H171ZM182 170V169H181ZM190 170V169H189ZM60 171V172H59ZM72 171L70 172V173H72ZM145 170H143L142 172H144ZM153 171H155V170H153ZM152 171V172H153ZM169 171V170H168ZM173 171H175V170H173ZM185 171V170H184ZM183 171V172H184ZM52 172V171H51ZM145 172H147V170L145 171ZM68 174V175H70V176H72V177H74L73 176V174L71 175V174ZM87 173V175H89ZM150 173H151V171H150ZM154 173V172H153ZM190 173V172H189ZM202 173V174H203ZM208 173H209V175H208ZM63 174V173H62ZM80 174V175H79ZM99 174V173H98ZM102 174V175H103ZM114 174V173H113ZM143 174V173H142ZM146 174H148V172L146 173ZM161 174V173H160ZM186 174V173H185ZM12 174H10L9 176H11ZM59 175V176H58ZM68 175L67 176H64V174H63V176L62 177H66V178H64L65 180H67V182H64V188H63V186H61L62 187V189H64L62 192H66V191H69L70 189L68 188V185L69 186H71L70 184H72V179H74V178H72V177H68ZM82 175V176H81ZM143 175H145V174H143ZM154 175V174H153ZM152 175V176H153ZM163 175V174H162ZM187 175H188V172H187ZM186 175V176H187ZM260 175V176H259ZM128 176V175H127ZM145 176H147V175H145ZM152 176H151V178H152ZM181 176V175H180ZM109 177H111V176H109ZM142 177V176H141ZM154 177H155V175H154ZM153 177V180H152V182H154V183H152V186L153 185H155V183L156 182H158L159 183V178H158V180H157V178H154ZM162 177V176H161ZM192 177H194V176H192ZM213 177V176H212ZM251 177L252 178H254L253 180L251 179ZM8 178H10V177H8ZM61 178V177H60ZM59 178V179H60ZM72 178V179H71ZM143 178H144V176H143ZM145 178H147V177H145ZM144 178V179H145ZM191 178V177H190ZM201 178V177H200ZM223 178V179H222ZM230 178V179H229ZM58 179V180H59ZM62 179V178H61ZM60 179V180H61ZM63 179V180H64ZM70 179V180H69ZM75 179V180H76ZM80 179L81 180H83V181H85L84 183H82L83 185H80L81 184V181H80ZM101 179H102V177H101ZM100 179V180H101ZM107 179H109V178H107ZM124 179V178H123ZM148 179V178H147ZM179 179H181V178H179ZM189 179V178H188ZM202 179H203V176H202ZM202 179H200L201 181H202ZM205 180V179H204ZM208 180V179H207ZM206 180V181H207ZM225 180H226V182H227V179H224V182H225ZM252 180V181H251ZM8 181V180H7ZM6 180L4 181L5 183L7 182ZM68 181L70 182V184H68ZM102 181H103V179H102ZM145 181V180H144ZM143 181V182H144ZM149 181H151L150 179H149ZM156 181V182H155ZM179 181V180H178ZM182 181V180H181ZM183 181H185V180H183ZM188 181V180H187ZM190 181V180H189ZM211 181H212V179H211ZM213 181H215V180H213ZM217 181V180H216ZM33 182V183H34ZM62 182V183H63ZM74 182V181H73ZM77 182H78V184H77ZM125 182H126V180H125ZM124 182V184L122 185V183H120L123 187H124V185H126V183ZM163 182V181H162ZM194 182V181H193ZM209 182V181H208ZM221 182H223V181H221ZM225 182V183H226ZM3 183V182H2ZM8 183V182H7ZM6 183V184H7ZM14 183H12V184H14ZM30 183V182H29ZM60 183H61V181H60ZM130 183V184H131ZM142 183V182H141ZM161 183V182H160ZM179 183H181V182H179ZM188 183V182H187ZM214 183V182H213ZM254 183V184H253ZM14 184V185H15ZM30 184H32V183H30ZM59 184V183H58ZM65 184H67V185H65ZM74 184V183H73ZM72 184V185H73ZM184 184H185V182H184ZM183 184V185H184ZM192 184V183H191ZM14 185H12V186H14ZM33 185V184H32ZM57 185V184H56ZM74 185V186H75ZM149 185V184H148ZM158 185V184H157ZM188 185H189V183H188ZM227 185V184H226ZM228 185H230V188H232L231 187V183L229 184L228 183ZM252 185V186H251ZM1 186V185H0ZM5 186V185H4ZM11 186V187H12ZM28 186H30V185H28ZM66 186V187H65ZM127 186V185H126ZM140 186V185H139ZM163 186V185H162ZM182 186V185H181ZM232 186H233V183H232ZM235 186V185H234ZM1 187H3V185L1 186ZM11 187L9 188V189H11ZM23 187V186H22ZM21 187V188H22ZM59 188H61L60 186H58ZM103 187V188H102ZM119 187V186H118ZM121 187V186H120ZM138 187V186H137ZM145 187H148V186H146L145 185ZM149 187H150V185H149ZM165 187V186H164ZM164 187H162L163 189H164ZM183 187V186H182ZM185 187V186H184ZM187 187V186H186ZM224 187V186H223ZM227 187V186H226ZM236 187V186H235ZM16 188V187H15ZM30 188H32V187H30ZM57 188V187H56ZM59 188H57V192H58V190H59ZM66 188L67 189H69V190H66ZM71 188H72V186H71ZM151 188V187H150ZM154 188H155V186H154ZM228 188V187H227ZM238 188V187H237ZM7 190H8V185H7V188H6ZM33 189V188H32ZM61 189V190H62ZM99 189V190H98ZM119 189V188H118ZM124 189V188H123ZM133 189V188H132ZM153 189V188H152ZM151 189V190H152ZM221 188H219V190H220ZM224 189H226V188H224ZM232 189H234V187L232 188ZM232 189L231 190H229V188L228 189H226V190H228V191H232ZM17 190V189H16ZM19 190H21L20 188L18 189V192H19ZM54 190V189H53ZM76 190V191H75ZM104 190V191H105ZM112 190H113V188H112ZM155 190V189H154ZM162 190V189H161ZM167 190V189H166ZM225 190V191H226ZM26 191V190H25ZM31 191V190H30ZM29 191V192H30ZM103 191V192H104ZM106 191L104 192L105 194H106ZM121 191H123V190H120V192ZM126 191V190H125ZM224 191V190H223ZM224 191V192H225ZM242 191V190H241ZM244 191V192H245ZM12 192H13V190H12ZM16 192V191H15ZM28 192V193H29ZM55 193V194H60L61 195V192L59 193ZM114 193L113 191H110V193ZM120 192H118L119 194H120V196H122L121 195V193ZM152 192V191H151ZM154 192V191H153ZM162 192V191H161ZM163 192H164V190H163ZM217 192H219V191H217ZM227 192V191H226ZM25 193V192H24ZM38 193V192H37ZM47 193V194H46ZM99 193H102V192H99ZM127 193V191L125 192V194ZM228 194L229 193H231V192H227ZM240 194H241V192H239ZM18 194H20V193H18ZM29 194H31V193H29ZM32 194H34L33 192H32ZM39 194V193H38ZM38 194H36V195H38ZM65 193H63L62 194V197H63V195H64ZM124 194V196H123V199H122V201L121 200H118L117 201V203L119 202V201H121L120 203L123 205V200L124 199H128V196H126ZM130 193H128V195H129ZM228 194H227V196H228ZM233 194H235V193H233V191H232V195ZM244 194V193H243ZM260 194V195H261ZM8 195V194H7ZM10 195H11V193H10ZM12 195H13V193H12ZM21 195V194H20ZM25 195H27V194H25ZM40 195V194H39ZM49 195V196H50ZM88 195V196H87ZM107 195V194H106ZM221 195H224V194H221ZM249 195H250V193H249ZM249 195H247V196H249ZM9 196V195H8ZM7 196V197H8ZM17 195H15V198H17L18 199V196L16 197ZM28 196V195H27ZM27 196L25 197L26 199H29V197H30V195L28 196V198H27ZM32 196H35V195H31V198H33L34 200H32V201H34L33 203H35L36 202V199L34 198V197H32ZM41 196V195H40ZM52 196H50V197H52ZM66 196V195H65ZM99 196V195H98ZM111 196V195H110ZM112 196H114V194H112ZM127 197V198H124V197ZM226 196V197H227ZM237 196V195H236ZM236 196H235V199H236ZM238 196H240V195H238ZM242 196V195H241ZM245 196H246V194H245ZM258 196V195H257ZM35 197H37V202L39 201V199H41V198H39L38 196H35ZM44 197V196H43ZM59 197L60 196H58V200H59ZM62 197H61V200H63L62 199ZM106 196L104 195L102 198H105ZM229 197H230V194H229ZM234 197V196H233ZM253 197V196H252ZM256 197V196H255ZM9 198H11V196H9ZM22 198H23V195H22ZM30 198V199H31ZM57 198V197H56ZM101 198V199H102ZM110 198L111 197H108V201L110 200ZM119 198V197H118ZM117 198V199H118ZM221 198V197H220ZM228 198V197H227ZM238 198V197H237ZM242 198V197H241ZM244 198V197H243ZM258 198V197H257ZM3 199H6V197H4ZM15 200L17 203H19L20 201H22V203L20 204L21 206H22V208H23V206H24V203H25V205H26V203L27 202H29V203H27V204H31L32 203V201H27L26 199V202H24L23 200H20L21 198H19L18 200H20V201H18V200ZM50 199V198H49ZM53 199H55L54 197H53ZM99 200L96 204H95V202H96V200ZM133 199V198H132ZM230 199H232V198H230ZM229 199V200H230ZM239 199H240V197H239ZM11 200V199H10ZM43 200H44V198H43ZM45 200H46V198H45ZM57 200V201H58ZM106 200V199H105ZM126 200H124V202H127ZM221 200H222V198H221ZM228 200V199H227ZM226 200V201H227ZM233 200V199H232ZM244 200V199H243ZM246 200V199H245ZM262 200V199H261ZM7 202L6 203H9V200H8V198H7V200H6ZM12 201V200H11ZM49 201V200H48ZM54 202L56 201V200H53ZM65 201H67V200H65ZM80 201V202H79ZM103 199H102V203H103ZM129 201V200H128ZM131 201V200H130ZM133 201V200H132ZM131 201V202H132ZM187 201V200H186ZM225 201V202H226ZM242 201V200H241ZM16 202L14 203V201H13V205H15L16 204ZM40 202V201H39ZM52 202V201H51ZM68 202V201H67ZM181 202V201H180ZM179 202V203H180ZM189 202V201H188ZM229 202V201H228ZM264 202V201H263ZM48 203V202H47ZM77 203H79L78 205H80V204H82V206H79V207H82L83 208V210H80V208H79V210H76V212L77 213H75L74 212V207H76V205H77ZM111 203H112V200H111ZM114 203V202H113ZM120 203H119V206H121L120 205ZM130 203V202H129ZM173 203V202H172ZM187 203V202H186ZM219 203H221V202H219ZM231 203V202H230ZM241 203V202H240ZM239 203V205L241 206V204ZM259 203V202H258ZM1 204V203H0ZM3 204H4V202H3ZM12 203H10L9 205L10 206H13V205H11ZM23 204V205H22ZM38 204V203H37ZM37 204H36V206H37ZM44 205H46V202L44 201V203H43ZM64 204L65 205H68V206H64ZM97 205L98 207H97V209H95V208H93V207H91V206H93V205ZM182 204V203H181ZM188 204V203H187ZM187 204H185V205H187ZM228 204V203H227ZM244 203L242 202V205H243ZM8 205V204H7ZM6 205V206H7ZM33 205V204H32ZM35 205V204H34ZM39 205V204H38ZM107 205V204H106ZM111 205H113V204H111ZM117 205V204H116ZM190 205V204H189ZM221 205V207H222V204H220ZM224 205V204H223ZM10 206H7V207H10ZM16 206V205H15ZM20 206V207H21ZM127 206V205H126ZM126 206H124V208L126 207ZM130 206V205H129ZM182 206V205H181ZM228 206V205H227ZM230 207L232 206V204L231 205H229ZM244 206H245V204H244ZM259 206V205H258ZM1 207H2V205L0 206V209H1ZM5 207V206H4ZM4 207H3V209H4ZM6 207V209H8ZM17 208L19 207V206H16ZM15 207V208H16ZM25 207V206H24ZM25 207V208H26ZM86 207H88V209H91L92 210V208L93 209H95L94 210V212L93 211H91L90 212V215H92L93 213H95V214H99V215H97V217H95L94 216V214L92 215L93 217H95V218H93V220H92V218H91V216L90 215H88V211H87V208ZM90 207V208H89ZM104 207V206H103ZM109 207V206H108ZM187 207V206H186ZM208 207V206H207ZM229 207V208H230ZM234 207V206H233ZM237 207V209H239V208H241V207H239L238 208V205L236 206ZM235 207V208H236ZM25 208H23L22 210L24 211L25 210ZM81 208V209H82ZM86 208V210H84ZM112 208H113V206H112ZM115 208V207H114ZM223 208V207H222ZM225 208H226V206L224 207V209H221L220 208V210H225ZM104 209V208H103ZM188 209V208H187ZM202 209H204V208H202ZM207 209V208H206ZM205 209V210H206ZM217 209V208H216ZM227 209V208H226ZM236 209V210H237ZM9 210H13V207H10V209ZM21 210V211H22ZM128 210V209H127ZM190 210V209H189ZM204 210V211H205ZM218 210V209H217ZM216 210V211H217ZM234 209H230V211H232V212H230L229 211V209H228V211L230 212V214L232 213V214H234L235 213V211L236 210H234ZM240 210V209H239ZM264 210V209H263ZM4 211L6 212V210L4 209ZM8 211V210H7ZM47 211V212H46ZM81 211H87L86 212V215H84L85 213H83V215L84 216H86L85 218L82 216V213H81ZM97 213H96V212ZM100 211V210H99ZM115 211V210H114ZM129 211V210H128ZM188 211V210H187ZM11 212V211H10ZM56 212V213H55ZM59 212H61V211H59ZM190 212V211H189ZM234 212V213H233ZM238 212H240V211H238ZM7 213V212H6ZM46 213V214H45ZM47 213H49V214H47ZM53 213H55V214H58V217L56 216V215H54ZM68 213H70V215H68ZM92 213V214H91ZM118 214V212H115V215L113 214V212H111V214L112 215H114V216H117V214ZM126 213H128L127 211H126ZM125 213V214H126ZM10 214V213H9ZM20 214V215H21ZM66 214H67V216H66ZM74 214L75 215H77L76 217H74ZM129 214H131L130 212H129ZM185 214V213H184ZM189 214V213H188ZM206 214V213H205ZM231 214V215H232ZM60 215H61V217L62 218H60ZM72 215V217H73V219H71V218H69V220H67L66 221V219L69 217V216H71ZM133 215H134V213H133ZM191 215H192V213H191ZM208 215V213L206 214V215H202V217H201V215H200V217L198 218V219H200V221L201 222H203V220L204 221H208V219H205V217L206 218H208L209 216H207ZM231 215H229L227 218H229ZM235 215H236V213H235ZM64 216L66 217L65 218V221H63V222H60L59 221V218L60 219H63L64 220ZM88 216H90V218L88 217ZM108 216V215H107ZM127 216V215H126ZM131 216V215H130ZM183 216V215H182ZM25 217V216H24ZM23 217V218H24ZM87 217H88V219H87ZM135 217V216H134ZM184 217V216H183ZM234 217V216H233ZM238 217V216H237ZM22 218V217H21ZM75 218V219H74ZM100 218H101V220H100ZM108 218H110V217H108ZM112 218H114V217H112ZM111 218V219H112ZM122 218V217H121ZM125 217H123V219H124ZM126 218H128V217H126ZM181 218V217H180ZM188 218L190 219V217L188 216ZM191 218H193V215H192V217ZM20 219V220H19ZM24 219H26V217L24 218ZM135 219H137V218H135ZM182 219V218H181ZM180 219V220H181ZM202 219V220H201ZM233 219V218H232ZM92 220V221H91ZM129 220H130V218H129ZM193 220H195V219H193ZM197 220V219H196ZM209 220H211V219H209ZM228 220V219H227ZM20 221H22V222H20ZM29 222V223H26V222ZM62 221V220H61ZM70 221V222H69ZM125 221H126V219H125ZM131 221H133V220H131ZM136 221V220H135ZM182 221V220H181ZM183 221H184V219H183ZM182 221V222H183ZM190 221V220H189ZM219 221V220H218ZM223 221V220H222ZM222 221H221V223H222ZM229 221H230V219H229ZM60 222V223H59ZM65 222H69V224L67 223V225H68V227H67V225H66V227H67V229L66 230H68V231H66V234L64 233L63 234V236H61L62 234H60V233H62V230H63V228L65 227L64 225H65ZM106 222H108V219H107V221ZM185 222V221H184ZM186 222H187V218H186ZM193 222V221H192ZM198 222V221H197ZM200 222V223H201ZM209 222V221H208ZM224 222H225V220H224ZM109 223H110V220H109ZM117 223L119 224H116V222H115V224L116 225H118V226H120L119 228H120V230H118V227H116V231H121V227H124V226H122V225H125V223L124 224H122V222H121V224L122 225H120V222L117 220ZM130 223V222H129ZM176 223V222H175ZM175 223H174V225H175ZM179 223V222H178ZM199 223V222H198ZM200 223H199V225H200ZM131 224V223H130ZM134 224V223H133ZM132 224V225H133ZM177 224V223H176ZM180 225H181V223H179ZM188 224V223H187ZM192 224V223H191ZM205 224H208L209 225V223H205ZM205 224H204V226H205ZM107 225V224H106ZM109 225V224H108ZM107 225V226H108ZM110 225H114V224H112V223H110ZM109 225V226H110ZM127 225H128V223H127ZM126 225V226H127ZM132 225H130V226H132ZM196 225V224H195ZM201 225H202V223H201ZM218 225V224H217ZM224 225V224H223ZM226 225V224H225ZM229 225V224H228ZM112 226H110V228L111 229H109V228H107L109 231H111V230H113L112 229ZM125 226V227H126ZM129 226V225H128ZM130 226H129V229L128 230H130ZM135 226V225H134ZM193 226V225H192ZM197 226V225H196ZM203 226V225H202ZM231 226V225H230ZM178 227H180V226H178ZM184 227V226H183ZM187 227H189V225L187 226ZM195 227V226H194ZM229 227V226H228ZM105 228H104V230H105ZM131 228H134V227H131ZM181 228V227H180ZM185 228V227H184ZM106 229V230H107ZM127 229V228H126ZM181 229H183V228H181ZM188 229H190V228H188ZM185 230V229H184ZM123 231V230H122ZM178 231H180V230H178L177 229V233H178ZM185 231H187V230H185ZM69 232L72 234L71 236H68V235H70L69 234ZM81 232L83 233V234H81ZM115 232V231H114ZM129 232V234L131 233V231H128ZM59 233V234H58ZM125 233V232H124ZM180 233V232H179ZM57 234V235H56ZM81 234V235H80ZM111 234H113V233H111ZM128 234V233H127ZM182 234H186V233H182ZM182 234L180 233V236H182ZM189 234H190V232H189ZM192 234V233H191ZM32 236L31 238H28V236ZM59 235V236H58ZM109 237H108V236ZM122 235V234H121ZM177 234H175L174 236H176ZM29 236V237H30ZM61 236V237H60ZM122 236H124V235H122ZM173 236V237H174ZM188 236H191V235H188ZM225 236V235H224ZM60 237V238H59ZM133 237H134V235H133ZM177 237H178V235H177ZM59 238V239H58ZM171 238V237H170ZM180 238V237H179ZM183 238H184V236H183ZM189 238H191V237H189ZM225 238H226V236H225ZM130 239H131V241H130ZM137 239V238H136ZM178 239V238H177ZM191 239H193V238H191ZM223 239V238H222ZM134 240V239H133ZM167 240V239H166ZM170 240V239H169ZM169 240H167V241H169ZM179 240V239H178ZM194 240V239H193ZM204 240H205V238H204ZM223 241V240H222ZM188 242V241H187ZM229 242V241H228ZM121 243L123 244V246H125L124 244H127L126 246H127V248L126 247H120V245H121ZM131 243H134V241L133 242H131ZM168 243H170V241L168 242ZM167 243V244H168ZM193 243V242H192ZM230 243V242H229ZM189 244V243H188ZM173 245V244H172ZM131 246V245H130ZM177 246V245H176ZM226 246V245H225ZM225 246H223V249H224V247ZM132 248L134 247V244H133V246H131ZM131 247H130V249H131ZM170 247H173V246H171L170 245ZM126 248V250H123V249H125ZM176 248V247H175ZM222 248V247H221ZM227 248V247H226ZM35 250L32 254L31 253H26L24 250ZM133 249H135V248H133ZM133 249H131V251H133ZM178 249V248H177ZM208 249V248H207ZM21 250H23L24 252L23 253H21L20 254V251ZM27 250V251H28ZM136 250H138V249H136ZM140 250V249H139ZM138 250V251H139ZM144 250V249H143ZM143 250H140L139 251V253L142 251L143 252V254H144V251ZM209 250V249H208ZM135 251V250H134ZM206 251V250H205ZM224 251V250H223ZM22 252V251H21ZM28 252H30V251H28ZM126 252V253H125ZM128 253V254H127ZM138 253V254H139ZM225 253V252H224ZM145 254H147V253H145ZM144 254V255H145ZM139 255H142V253H140ZM221 255H222V253H221ZM223 256V255H222ZM143 257V256H142ZM141 256L140 257H138L139 259L140 258H142ZM146 257V256H145ZM221 257V256H220ZM25 258H30V259H28V260H26L25 261ZM137 258V257H136ZM138 258H137V260H138ZM146 259V258H145ZM158 259V258H157ZM206 259V258H205ZM209 259V258H208ZM135 261V263H134V261ZM141 260V259H140ZM139 260V261H140ZM211 260V259H210ZM142 261H143V259H142ZM146 261H150V260H146ZM152 262H153V264L156 262V260H155V262L153 261V259L151 260ZM159 261V260H158ZM222 261V260H221ZM141 262V261H140ZM205 262H206V260H205ZM224 262V261H223ZM137 263H138V261H137ZM145 263V262H144ZM144 263H140V264H144ZM147 263V262H146ZM150 263V262H149ZM239 263V262H238Z\"/></svg>","mask_w":264,"mask_h":264}]
</instances>
